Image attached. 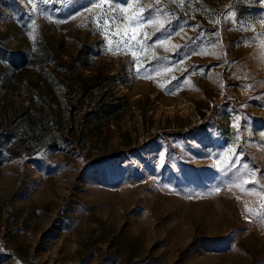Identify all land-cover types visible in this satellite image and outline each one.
Returning a JSON list of instances; mask_svg holds the SVG:
<instances>
[{
  "label": "rangeland",
  "instance_id": "1",
  "mask_svg": "<svg viewBox=\"0 0 264 264\" xmlns=\"http://www.w3.org/2000/svg\"><path fill=\"white\" fill-rule=\"evenodd\" d=\"M0 264H264V0H0Z\"/></svg>",
  "mask_w": 264,
  "mask_h": 264
},
{
  "label": "snow or ice",
  "instance_id": "2",
  "mask_svg": "<svg viewBox=\"0 0 264 264\" xmlns=\"http://www.w3.org/2000/svg\"><path fill=\"white\" fill-rule=\"evenodd\" d=\"M89 3L91 4L92 3V0H89ZM130 8H132V4L131 3H129L128 5H127V8H125L124 10L125 11H127L128 9H130ZM142 11V10H141ZM145 21H143V18L142 17H140L137 21H136V23L137 24H142V23H144ZM132 32H133V35H132V39H135L136 38V33L138 32V28H133V30H132ZM133 55L135 56V55H137V53H133Z\"/></svg>",
  "mask_w": 264,
  "mask_h": 264
}]
</instances>
